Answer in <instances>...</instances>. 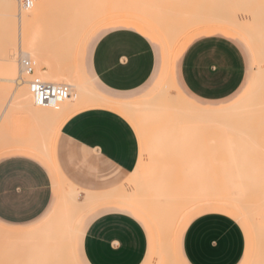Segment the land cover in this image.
Masks as SVG:
<instances>
[{"label": "bare ground", "instance_id": "1", "mask_svg": "<svg viewBox=\"0 0 264 264\" xmlns=\"http://www.w3.org/2000/svg\"><path fill=\"white\" fill-rule=\"evenodd\" d=\"M31 2L26 8L20 0H0V153L27 149L55 166L53 147L62 124L89 108L113 110L132 126L138 119L144 123L163 120L165 125L153 132L147 146H140L137 166L127 184L105 193L82 195V190L59 175L58 201L46 220L21 231L0 227V260L77 264L72 244L81 218L100 203L120 201L137 207L153 223L158 259L164 254L167 264H178L173 252L177 224L193 207L217 202L236 208L247 218L255 232V250L249 264H264L262 0H176L171 8L168 3L165 8L157 6L154 0H77V6L69 10V3L61 0L60 4L68 8L54 7V11L49 7L50 0ZM133 4L137 6L134 15L129 14V5ZM129 17L155 31L163 44L166 62L164 74L151 95L127 102L97 93L80 66L84 46L93 31L109 21ZM212 25L240 34L249 44L256 63L251 88L238 102L221 110H205L190 104L175 90L170 77L171 59L179 41L195 29ZM23 59L32 63L33 73L23 68ZM66 59L70 61L64 65ZM33 77L70 86V97L57 107L36 104L29 89ZM18 116L24 121L18 122ZM15 125H21L22 130L15 131ZM211 125L224 128L219 147L225 154L221 161L207 163L205 148L199 141ZM175 136L185 139L189 152L197 150L188 152L193 155L192 162L181 164L186 170H174L166 161L150 159L160 140ZM140 165L143 168L138 169ZM214 166L221 167L223 176L211 177L210 169Z\"/></svg>", "mask_w": 264, "mask_h": 264}, {"label": "crops", "instance_id": "2", "mask_svg": "<svg viewBox=\"0 0 264 264\" xmlns=\"http://www.w3.org/2000/svg\"><path fill=\"white\" fill-rule=\"evenodd\" d=\"M154 2L163 8L168 3L171 8L176 0ZM136 7L135 4L129 5V14L134 15ZM96 35L94 44L86 52L89 42ZM234 39L240 40L245 47L247 45L256 65L253 52L246 40L224 26L201 27L179 41L171 59L170 77L175 90L187 102L205 110H221L238 102L251 88L256 66L246 82L247 59ZM181 41L183 42L179 46ZM165 62V50L155 31L143 22L129 17L109 21L93 31L84 46L80 68L91 87L101 96L129 102L148 93L140 96L123 94L142 88L159 71L161 79L165 71ZM176 69L181 85L193 97L187 95L178 84ZM245 85L247 88L239 97L222 102ZM122 120L130 124L120 114L102 107L89 108L72 115L62 124L55 138L53 147L55 166L31 150L11 149L1 152L0 227L21 231L33 228L46 220L58 201L59 175L82 190V195L84 192L105 193L122 185L123 183H116L119 180H114L106 186L81 187L65 174L56 152L58 140L63 138L87 152L90 158L104 159L121 170L129 168L130 173L137 156L139 159V151L131 135V133L134 135L133 131ZM159 143L156 151L150 156L152 161L159 162L161 161L158 160L159 157L176 149L182 150L181 164L193 161V155L189 153L191 154L195 148L189 152L187 142L182 136L166 138ZM181 169L186 170V167ZM180 174L188 175L191 172ZM53 175L58 195L47 213L48 216L42 222L30 226L11 227L34 222L48 210L53 201ZM96 208L100 209V212L91 220H85L86 213ZM136 212L154 228L158 250L157 232L146 214L131 204L107 201L88 210L79 221L72 244L76 263L144 264L151 241L146 226ZM245 229L250 239H254L255 248L254 229L236 208L217 202L197 205L186 212L177 224L173 237L175 259L178 264H242L247 253Z\"/></svg>", "mask_w": 264, "mask_h": 264}, {"label": "rangeland", "instance_id": "3", "mask_svg": "<svg viewBox=\"0 0 264 264\" xmlns=\"http://www.w3.org/2000/svg\"><path fill=\"white\" fill-rule=\"evenodd\" d=\"M60 1L61 0H50L49 7H50L51 11H54V7H55V9L65 10V7L67 5L64 6V3L60 4ZM70 1H71V4H70L69 0H65V4L69 3L68 4L69 8H68V6L66 7V8H68L67 10L77 6V4H76L77 0H75V1L70 0ZM198 2L200 3L201 1H198ZM56 6H57V8H56ZM96 37H97V35L91 39V41L89 42V44L86 48V52L89 50V48L92 47ZM234 41L243 50V52L246 56V59H247V75H246V82H247L249 77L252 76V74L254 72V66L255 65L253 63L252 55H251L250 50L248 49L246 44L245 45L247 48L244 46V44L240 40L234 39ZM182 42L183 41L180 42L179 46L181 45ZM179 46H178V48H179ZM178 48H177V50H178ZM177 50H176V52H177ZM176 52H175V55H176ZM175 55H174V58H175ZM68 61H70V60L69 59L64 60L63 64L66 65L68 63ZM160 73L161 72L159 71L157 73V75L153 76L149 80V82H147V84H145L142 88H139V89H137L131 93H127V94H123V95L140 96V95H143L146 93H148L147 96L151 95L150 91L153 90L154 87L159 82V79L161 76ZM176 78H177L178 84L182 87L184 92L187 95H189L190 97H193L181 85L179 78H178V75H177V69H176ZM246 88H247V86L245 85L243 88H240L234 95L230 96L229 98L222 100V102L236 99L237 97H239L243 93V91ZM99 89L101 91L107 93V94H111L110 92H107L103 88H99ZM18 118H19L18 122H20L22 118L19 116H18ZM23 121L24 120H22L21 122H23ZM122 121L125 124H127L131 128V130L133 131L134 135L132 133H131V135L133 136V141L135 143V147H137V149H138L137 151H139L140 146H147L149 144V141L152 137V134L157 128L165 125V121H163V120L158 121V122L144 123L140 119H138L137 124L135 126L128 124L124 120H122ZM222 128L223 127L219 126V125L208 126L206 128L203 136L201 137L202 139L199 141L200 144L203 145V147L205 148L203 151V154H205V156H206L205 161H207V163H213L215 161L219 162L222 160V157L225 154L223 152L224 150L220 149V147H219L221 145V142L224 139V135H225V133L223 132L224 128L223 129ZM13 129L15 131H21L22 126L21 125H18V126L15 125L13 127ZM181 151L182 150H179V149L169 151L168 153L163 154V156L159 157L158 160L166 161L168 163L169 167L173 168L174 170H180L182 168L181 158H180V155H181L180 152ZM56 152H57V155L60 159L61 167H62L63 171L65 172V174L68 177H70L71 179H73L76 183H78L81 187H85L87 185L106 186V185H109L110 183H112L114 180H119L116 183L127 184L128 179L132 178L131 176H132L133 169L135 168V166H137V162H138V156H137L136 163H135L133 169L131 170V172L129 173V168L121 170L118 166H115L114 164H110L109 162L105 161L104 159H101V160L95 159L94 160L93 158H90V155L87 152L79 149L77 146H75L73 144L66 142L63 138H60L58 140ZM175 165H179V166H175ZM141 168H143V166H141V165L138 166V169H141ZM210 170L213 172V173L210 172L211 177L214 176V178H220L221 176H223V172H222L221 167L214 166L213 168L211 167ZM53 179H54L53 201H52L51 205L49 206L48 210L40 218H38L34 222L24 224V225H19V226H11V225H7V224H5V225L11 226V227H24V226H30V225L35 224L37 222H42L48 216L47 213L52 208L53 204L56 201L57 195H58V189H57L56 179H55L54 175H53ZM99 212H100V209H98V208L89 211L85 215V220H91ZM137 216L143 221V224L146 226V228L149 232L150 241H151L148 257H147L144 264H153L154 262L157 264L159 262H160L159 264H167V259H166L164 254H162L161 259H158V257H157L156 234H155L154 228L141 214L137 213ZM2 224H4V223H2ZM178 230H179V228H178ZM80 231H81V226H80ZM80 231H79V233H80ZM79 233H78V235H79ZM246 233H247V253H246L245 259H244L242 264L248 263V261L252 257L254 250H255L254 239H252V240L250 239L247 230H246ZM177 234H178V231H177ZM176 239H177V237H176ZM78 254L80 257V250H78Z\"/></svg>", "mask_w": 264, "mask_h": 264}, {"label": "built area", "instance_id": "4", "mask_svg": "<svg viewBox=\"0 0 264 264\" xmlns=\"http://www.w3.org/2000/svg\"><path fill=\"white\" fill-rule=\"evenodd\" d=\"M20 3L21 6L27 8L32 2L31 0H20ZM21 63L24 69L33 73L34 67L29 60L23 59ZM29 89L34 102L42 106L57 107L58 104L70 97V86L50 84L38 77H33L29 81Z\"/></svg>", "mask_w": 264, "mask_h": 264}, {"label": "snow or ice", "instance_id": "5", "mask_svg": "<svg viewBox=\"0 0 264 264\" xmlns=\"http://www.w3.org/2000/svg\"><path fill=\"white\" fill-rule=\"evenodd\" d=\"M262 6H264V0H262ZM260 122H261V133L262 135H264V106H262V110L260 114ZM0 264H24V262L6 259V260H0ZM33 264H39V262H33Z\"/></svg>", "mask_w": 264, "mask_h": 264}]
</instances>
